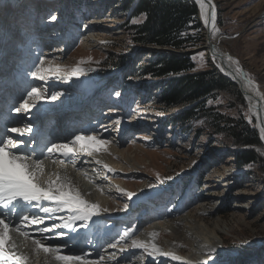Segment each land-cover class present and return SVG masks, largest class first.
I'll return each instance as SVG.
<instances>
[{"label":"rangeland","instance_id":"rangeland-1","mask_svg":"<svg viewBox=\"0 0 264 264\" xmlns=\"http://www.w3.org/2000/svg\"><path fill=\"white\" fill-rule=\"evenodd\" d=\"M214 1L218 14L216 40L229 55L240 62L242 69L261 91L260 97L264 101V0ZM36 2L44 5L42 12L41 10L39 13L35 12L38 7L34 6ZM27 3L30 4L29 9L37 13L35 17L31 18ZM121 5L122 0H0V49H6L5 46L7 49L18 48L17 66L14 67L16 73H27L31 78L28 69L30 64L35 65L40 58L45 60L61 52L50 54L43 51L42 46L36 43L40 41L38 37L42 33L37 37L20 24L22 35L17 27L19 23L11 25V22H22L23 18H26L24 22H28L26 20L35 22L37 17L46 15L42 17L41 26L48 27L50 35L54 38L46 37H50L49 40H56L59 35L64 36L55 41L56 45H63L64 52L57 60V64L70 69L81 60L86 61L82 65L86 69V75L80 79L69 78L66 82V94L83 95L91 86L104 84L108 97L109 92L114 91L112 98L105 99L107 104L121 102L119 106H122V111L112 112L105 119L102 116L98 120V130L92 131L110 143L114 140L119 141L118 147L129 149L128 153L131 156L130 161L124 158L125 161L122 160L119 164L110 159L101 160L103 163L105 161L104 165L109 166V163H112L110 166L115 167L116 176L107 175L109 171H103V164L98 165L101 166L98 170L102 171V177H98V182L106 185L109 191L114 190L110 206L108 203L103 205L109 209L107 213L117 211L120 213L118 217L125 219L120 224L118 221H109V225H106L111 227L116 241L125 229H130L133 238L149 245L155 243L164 253L171 251L179 258L186 256L183 258L186 264H190L191 259H195L196 264H199L205 259H197L202 255L200 252L194 254L193 240L190 238L194 228L191 225L195 226L204 221L216 225L219 222V231L224 238L223 250L226 252L212 253L214 257L208 258L213 264H264V140L258 120L237 84L226 77L213 60L208 48L192 50L207 44L208 34L200 17V9L198 17L203 28L204 41L183 52H194L193 57L198 70L216 68L231 84L227 89L215 90L214 92H217L215 99L208 101L207 105H213L223 114L240 116L243 113L245 118L256 126L260 143L249 144L247 147L252 148L256 159L244 166L239 165L243 163L238 160L240 150L235 151L222 137L207 134L206 129H210L208 126L210 115L194 117L190 121L191 127L185 126L188 128L187 131L185 128L176 127L172 114L181 108L179 106L169 108L164 100L161 101L159 80L135 77L136 62L148 60L151 57L149 51H180L159 45L157 46L160 48L150 45L147 49H140L141 46L131 49L132 42L126 25L131 9L129 7V10L125 11ZM25 12L26 14H23ZM52 15L57 19L51 20ZM67 15L71 17L65 19ZM61 17L63 21H60ZM140 18L136 17L130 21H139ZM87 21H92L94 25V36L91 40L84 39L82 35ZM60 24L64 25L62 29ZM13 32L17 36L10 38V41L8 37L14 35ZM46 37L42 36L41 39ZM26 45L29 47L28 51H24ZM200 53L203 55H199ZM120 56L124 57V64L115 65ZM1 57L8 58L7 52ZM116 92H120L121 95L116 96ZM238 94L241 96L240 99L237 97ZM119 99L122 101H118ZM59 101L60 98L50 104L54 105ZM108 105L106 112L114 104L112 103V107ZM113 114L114 118L110 119V125L100 128L105 125L104 120ZM114 119L120 121V126H116ZM95 165L88 164L91 168L97 166ZM168 177L172 179H167ZM128 185L133 191L127 190ZM126 192L137 195L129 200L124 194ZM149 197L152 198L151 208L147 210L143 208V202ZM125 204L129 207L122 210ZM111 209L113 210L110 211ZM147 221L155 224L152 227L147 226ZM151 233L156 235L153 236ZM119 245L126 248L125 251L137 250L136 253L146 254L145 258L149 256L147 264L150 262L174 264L173 259L165 261L168 255L164 257L156 255L157 253L148 255L143 249H132L130 239ZM178 246L183 247V252L180 253ZM148 251H151V248ZM117 253L119 251H116ZM119 264L125 263L120 261Z\"/></svg>","mask_w":264,"mask_h":264},{"label":"snow or ice","instance_id":"snow-or-ice-1","mask_svg":"<svg viewBox=\"0 0 264 264\" xmlns=\"http://www.w3.org/2000/svg\"><path fill=\"white\" fill-rule=\"evenodd\" d=\"M201 6V15L207 26L209 19L212 22V34L214 36L216 14L215 10L208 13L204 11L205 0H196ZM51 20L57 17L52 15ZM199 55H203L200 53ZM195 59V57H193ZM232 60V57H228ZM215 60V56H213ZM86 61L81 60L76 66L65 69L59 65L49 64L45 66V60L39 59L30 72L32 78L47 83L50 79L67 80L69 78L80 79L86 75V69L82 65ZM237 71H241L237 68ZM63 95L58 91H46L40 87L33 86L27 91L25 98L15 107L13 111L17 114L27 115L36 109L42 101L54 102ZM120 96V92L115 93ZM120 123L119 120L116 121ZM33 131V126L29 122L24 128L11 127L7 129L9 133L17 134L15 137H0V264H26L28 257L10 251L18 247L10 233H19L25 238H31L37 249H42L45 253H52L60 264H99L104 256L97 253V259H89L90 253L86 252L79 245V235L81 229H89L95 222V218L107 213L109 209L101 208L99 204L89 202L81 192L75 188L67 177L56 174L52 179L51 174L46 173L45 161L54 159L59 153L64 158L61 163L70 160L75 165V156L79 153L92 155L98 152L110 141L99 137L97 134H73L68 142H50L39 154L35 148L27 147L25 140L21 139L26 134ZM262 139H264V128L261 129ZM24 145L25 147H21ZM78 145V147H74ZM97 164L100 161H96ZM109 172L113 170L108 165H103ZM45 176L47 178L45 179ZM167 179H172L168 177ZM163 182V181H161ZM123 191V190H120ZM131 200L136 193H124ZM128 204L124 205L127 210ZM155 236L156 233H151ZM131 240V247L143 249L148 255L157 253L161 256L171 255L174 260H179L178 256L164 253L155 243L149 245L133 238L130 229H125L119 240L109 243V248H117L121 242ZM49 241H58L49 243ZM151 248V251L148 249ZM121 252L125 249L120 248ZM215 252L211 249L209 255ZM115 259V253L112 254ZM119 264V261H117ZM199 264H207L201 261Z\"/></svg>","mask_w":264,"mask_h":264},{"label":"bare ground","instance_id":"bare-ground-1","mask_svg":"<svg viewBox=\"0 0 264 264\" xmlns=\"http://www.w3.org/2000/svg\"><path fill=\"white\" fill-rule=\"evenodd\" d=\"M38 3L39 2H36V4L34 6H39ZM11 4L14 5V3H11ZM198 6L200 9V17L202 18V20L204 22V18L201 15V12H202L201 6L199 4H198ZM37 8L38 7H36L35 12H39L42 9V7H40L39 10ZM213 9L215 10L216 20H217L218 14H217L215 1L210 0L208 2L205 0L204 11H206L208 13L209 17L211 16V12L213 11ZM263 14H264V11H263ZM43 18H40V21H42V23H43ZM216 20H215V27H216ZM23 21H25V20H23ZM60 21H63L62 17H61ZM60 21H58V22H60ZM22 23L25 24V22H22ZM92 23H93L92 21H87V24L85 26L86 29L82 32L84 39L85 38L87 40L93 39V36H94V34H93L94 28L93 27H94V25ZM56 24H57V21H56ZM22 25H21V27H22ZM60 26H61V29L64 27L63 24L62 25L60 24ZM46 28H48V27L43 26L40 28L42 30H40V29H38V25L36 27L35 23H33L31 25V27H29V30L30 31L33 30V33H35L34 35H36L37 37L39 34L42 33L41 36L38 37V39H40V41H36V43L39 46H42L41 48L43 51L50 52V54H56L58 52H61L59 55H55L54 57H49V58L45 59V66H48L49 64H52L53 66H55V65H58L57 60L64 53L62 51L63 45L58 44V43H57L58 45H56L55 41L56 40L59 41L64 36L63 35H59L58 37L55 36L56 40H49L50 37L49 38L46 37V36H48L46 33L50 32V30H49V28L47 30H45ZM50 28L52 30V27H50ZM56 29H58V28H56ZM206 31H207V33H209V37H210L209 38L210 43L208 46L209 53H211L212 58H213V56H215L214 61L219 66V68L223 71V73L227 77L232 79V81H234L237 84V86L240 88V90L242 91L241 93H243L242 94L243 97L248 102L253 115L258 120L260 131H261V129L264 128V101H263V98L261 99V97H260L261 91L257 87L256 83L242 69L240 62L236 58H234L233 56L229 55L223 49L221 44L216 40L215 34L213 36V34H212V22L210 19H209L208 25L206 26ZM13 33H14V35L11 34L8 37V40H10V38H14V36H17L15 32H13ZM42 36H44L46 38H44L42 40L41 39ZM49 36H52V35H49ZM47 40H49V42H47ZM2 42H1V44H2ZM36 43H35V46H36ZM5 47H6V49H4V48L0 49V57L3 55H6V52L8 54V60L7 61L2 62L0 60V73H1L0 82L1 83L3 82V86L6 85V88H8L10 86L9 83L11 81H13L15 83L13 88L17 89V86L19 85V83H21L22 81H26V84H29L28 91L31 89V87L36 86V87H40L42 90H46L49 92H51V91L62 92L63 95L60 97L61 103H65V101H68L70 99V97H67V95H65L66 89H67L66 82L68 81V79L62 80V81H58L56 79H50L47 83H44L42 81H39V80L32 78L31 76H30L31 78H29V74H27V73H25V74H21V72L16 73L17 71L14 67L17 66L16 61H17V57H18L17 53H18L19 49L18 48L17 49H12V48L7 49V46H5ZM28 48L29 47L26 45L24 48V51H28ZM58 48H60L61 50H58ZM48 49H50V51H48ZM13 52H15V53H13ZM229 56L232 57V60L228 59ZM237 68H239L241 71L238 72ZM28 69L31 72L34 69V64H30L28 66ZM22 89L23 88H20V92H19L20 103L22 102V100L26 96V95H23L21 93ZM63 90H64V92H63ZM103 90H104V87L98 88V91L96 92V94L99 96H102L104 94ZM92 97L90 100L91 102L87 105V107L91 106L92 103L98 101L96 99L92 100ZM12 98H16V97L12 96ZM118 101H122V99H119ZM49 103H50V101H42L38 104L36 109L32 110V112L30 114H27V115H21L20 114V116H23L24 124H27L29 122L31 124H33L34 123L33 119L34 120H41L40 118L44 117L42 114L48 113L49 111L53 110V107H48ZM112 103L116 104V105L115 106L113 105L114 107H112ZM112 103H111V105H108L109 107H112V108L108 112H106V114H110V113L115 112V111H118V112L122 111V109H121L122 106L121 105L119 106V104L121 102H112ZM54 112H57V111L54 110ZM34 114H35V116H34ZM28 117H30L32 120H30ZM105 117L106 116H104L103 119H105ZM97 118H99V117L97 116L96 119ZM113 118H114V114L112 115V117L106 118V120H104L105 125L101 126L100 128L108 127L110 125V123H109L110 119H113ZM92 122H89L86 125L82 126V129H79V130H81L82 133L90 131V129H88V128L91 127ZM114 122H116L115 119H114ZM98 124H99V122L96 125H98ZM116 126H120V123L117 124ZM90 134H96V133H87L85 135H90ZM68 137H70V136H58V137H56L54 142H57V143L68 142L70 140V139L68 140ZM113 140H114V138H113ZM111 142L112 143H108L103 148H101L100 151L93 152L92 155H88L87 153L81 154L78 152L75 156V160H76L75 165H73V163L70 160H66L65 162L61 163V160H64V158L62 156H60L59 153H57V154H55L54 159H49V160L45 161L46 173L51 174L52 179L56 178V174H59L61 177H67V179L71 182V184L75 188H77L81 192V194L84 196V198L87 199L89 202L97 203L100 205L101 208H105L104 205L107 203H108V206H110L111 200L114 197V190H113V192H111L108 189H106V187H105L106 185H103V184L98 182L99 181L98 177H102V171L98 170L99 168H101V166H98V165H102V164L104 165L105 161H104V163L101 162V160H103L104 158H105L104 160H107V161H109L108 159L112 160L113 162L116 161L118 164L121 163L122 160L125 161L124 158H126V160H128V161H130V159H131V156L128 153L129 149L127 150L126 148L122 149V148L118 147L119 141H117V140H114V142L113 141H111ZM74 147H78V145H75ZM97 160L100 161L99 164L96 163ZM92 161L94 164H92ZM88 164H90V165L96 164L97 166L95 165L96 167L91 168L88 166ZM110 165H112V163L111 164L109 163L108 167L111 168L113 171H112V173L111 172L107 173V175L113 174L114 176H116V171H114L115 167H112ZM124 166H125V164H124ZM102 169L104 172L108 171L105 168H102ZM46 178H47V176H45V179ZM88 181H90V182H88ZM127 190L133 191L132 188L130 187V185L127 186ZM112 210L113 209H111L110 211H112ZM102 214L99 218L111 217V214H113L115 218H113L111 221H114V222L118 221V224L123 223L125 220L124 218H121V216H120V218L118 217V214H120V213L117 211L111 212V213H105L103 215ZM99 218H95V222ZM177 223H179V221H177ZM154 224H155V222L152 224V222L147 221V226L152 227V225H154ZM219 226H220L219 222H217L216 225H213L207 221H204V223H198L195 226L193 224L191 225V227L194 228V232L192 231L193 233H190V238L192 237L191 240H193L192 246H193L194 254H198L200 252L202 254L201 256L203 257L202 258L201 256H199V258H197V259H205L206 262L213 264V261L209 259V258L212 259V257H214V255L212 253L216 254L218 252H222V253L226 252L223 250L224 238L220 234V231H219L220 227ZM178 228H180V227L178 226ZM10 234H11L13 240L15 241V243L18 245V247L14 248V249H10V251H15L18 254L21 253V254L27 256L28 260L26 261V264H60V262L55 259L54 254L45 253L42 249H37L36 245L33 243V241L31 239L25 238V237L21 236L19 233H10ZM118 234H119V232H118ZM158 234H159V232H158ZM87 238H88V234L82 236L81 239H79V240L81 242H84L87 240ZM113 241H114V238H109L108 242L104 243L105 242L104 236H98V238H96V236L92 237V240L90 241L91 243L99 244V242H102L104 244L103 246L107 247L106 250H108V253L104 254V256H106V258H104L101 262H99V264H116L117 261L124 262L125 264H129V263H131V264L132 263L147 264V260H149V256L145 258L144 256L146 254H143L140 251H139L140 253H136L137 250L125 251L126 248H124L125 250L123 252H121L119 249L123 248V247L120 245H118L117 248H109L108 244L113 243ZM57 242L58 241H56V242L49 241V243H57ZM23 247H24V249H23ZM182 249H183L182 246H178V250L180 251V253L183 252ZM211 249H215V252H212L211 256H210L209 253H210ZM116 251H119L120 254L119 253L116 254ZM166 252L168 254H172V255L176 256V254H174L171 251H166ZM113 253H115V259L112 258ZM141 253H142V256H141ZM156 255H158V254H156ZM166 257H165V261H167L169 259L172 260L171 255H168L167 258ZM184 257H186V256L180 257L179 260L173 259V263L174 264H186L187 262L183 259ZM135 260H136V262H135ZM194 260L191 259L190 264H196V262ZM150 261H152L151 258H150ZM169 264H172V263H169Z\"/></svg>","mask_w":264,"mask_h":264},{"label":"trees","instance_id":"trees-1","mask_svg":"<svg viewBox=\"0 0 264 264\" xmlns=\"http://www.w3.org/2000/svg\"><path fill=\"white\" fill-rule=\"evenodd\" d=\"M121 7L125 11L129 7L131 9L126 20L131 49L159 45L180 51L151 50L148 52L151 57L136 62L135 67L136 78L151 77L159 80L161 101L164 100L169 108H181L172 114L175 126L187 131L185 126L189 125L190 128V121L194 117L210 115L207 134L222 137L235 151L240 150L238 160L243 162L239 163L240 166L254 161L256 155L252 148L247 147L249 144L260 143L256 126L243 113L232 116L217 111L213 105H207L208 101L215 99L217 92L214 91L227 89L230 82L216 68L198 70L196 60L193 59L194 52H183L204 41L195 0H122ZM136 17L141 18L139 21H130ZM123 58L120 56L115 65H123ZM238 96L240 99L241 96Z\"/></svg>","mask_w":264,"mask_h":264},{"label":"water","instance_id":"water-1","mask_svg":"<svg viewBox=\"0 0 264 264\" xmlns=\"http://www.w3.org/2000/svg\"><path fill=\"white\" fill-rule=\"evenodd\" d=\"M206 1H210V0H206ZM195 2H196V0H195ZM197 4V3H196ZM197 7H198V11H199V6H198V4H197ZM203 26L206 28V25H205V23L203 22ZM208 35H207V44L206 45H202V46H198V47H195V48H193L192 50H198V49H202V48H208V46H209V43H210V39H209V33H207ZM148 47H150V46H141L140 47V49L141 48H145V49H147ZM158 48H160L159 46H157ZM166 49H168L167 47H166ZM190 51V50H189ZM223 72V71H222ZM227 77V76H226ZM230 81H232V79H230L229 77H227ZM233 83H235L234 81H232ZM239 90H240V88H239ZM241 91V90H240ZM242 92V91H241Z\"/></svg>","mask_w":264,"mask_h":264}]
</instances>
